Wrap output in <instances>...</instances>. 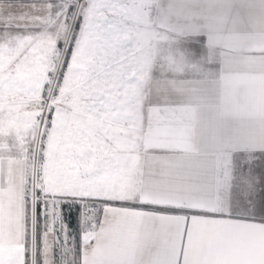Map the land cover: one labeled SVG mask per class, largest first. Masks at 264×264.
<instances>
[{
    "label": "snow or ice",
    "instance_id": "1",
    "mask_svg": "<svg viewBox=\"0 0 264 264\" xmlns=\"http://www.w3.org/2000/svg\"><path fill=\"white\" fill-rule=\"evenodd\" d=\"M0 264H264V0H0Z\"/></svg>",
    "mask_w": 264,
    "mask_h": 264
}]
</instances>
